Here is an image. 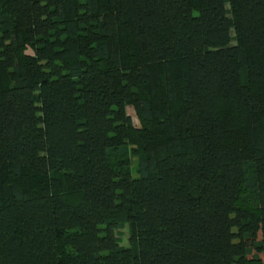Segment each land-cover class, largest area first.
Segmentation results:
<instances>
[{
	"label": "trees",
	"instance_id": "1",
	"mask_svg": "<svg viewBox=\"0 0 264 264\" xmlns=\"http://www.w3.org/2000/svg\"><path fill=\"white\" fill-rule=\"evenodd\" d=\"M0 264H264V0H0Z\"/></svg>",
	"mask_w": 264,
	"mask_h": 264
},
{
	"label": "rangeland",
	"instance_id": "2",
	"mask_svg": "<svg viewBox=\"0 0 264 264\" xmlns=\"http://www.w3.org/2000/svg\"><path fill=\"white\" fill-rule=\"evenodd\" d=\"M134 159L135 157L132 156V159H131V164L133 165L134 163ZM127 228H123L122 230L119 231V237H120V241L123 245H127Z\"/></svg>",
	"mask_w": 264,
	"mask_h": 264
}]
</instances>
